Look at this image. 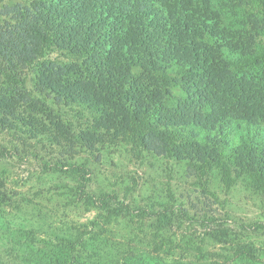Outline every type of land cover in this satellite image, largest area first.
Returning a JSON list of instances; mask_svg holds the SVG:
<instances>
[{
    "label": "trees",
    "instance_id": "trees-1",
    "mask_svg": "<svg viewBox=\"0 0 264 264\" xmlns=\"http://www.w3.org/2000/svg\"><path fill=\"white\" fill-rule=\"evenodd\" d=\"M7 15L0 21L4 129L26 134L17 129L27 127L33 139L47 136L58 146L121 136L204 168L221 153L181 142L177 127L220 131L244 121L251 133L264 128V0H35ZM179 81L189 97L170 106ZM48 101L81 105L75 117L91 126L75 134ZM256 152H245L240 165L261 175ZM222 170L231 184L230 168ZM96 201L114 216L124 213L123 205L111 207L117 198Z\"/></svg>",
    "mask_w": 264,
    "mask_h": 264
},
{
    "label": "rangeland",
    "instance_id": "rangeland-1",
    "mask_svg": "<svg viewBox=\"0 0 264 264\" xmlns=\"http://www.w3.org/2000/svg\"><path fill=\"white\" fill-rule=\"evenodd\" d=\"M33 1L0 0V21ZM188 97V85L179 81L169 104ZM48 104L75 125V134L91 126L75 117L81 105ZM18 128L27 135L0 125L2 263L264 264V170L256 175L240 165L256 148L264 169L263 126L253 134L244 121H232L226 131L177 127L181 142L221 153L204 168L192 158L140 150L121 136L58 146ZM103 195L117 198L120 205L111 207L123 205L124 213L98 209L93 203Z\"/></svg>",
    "mask_w": 264,
    "mask_h": 264
}]
</instances>
